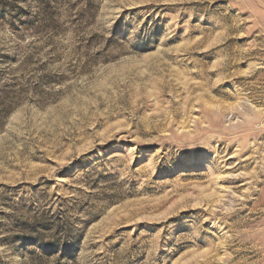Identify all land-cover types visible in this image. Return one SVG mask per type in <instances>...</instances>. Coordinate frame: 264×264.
I'll list each match as a JSON object with an SVG mask.
<instances>
[{"label":"rangeland","instance_id":"1","mask_svg":"<svg viewBox=\"0 0 264 264\" xmlns=\"http://www.w3.org/2000/svg\"><path fill=\"white\" fill-rule=\"evenodd\" d=\"M0 264H264V0H0Z\"/></svg>","mask_w":264,"mask_h":264}]
</instances>
